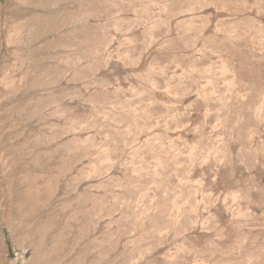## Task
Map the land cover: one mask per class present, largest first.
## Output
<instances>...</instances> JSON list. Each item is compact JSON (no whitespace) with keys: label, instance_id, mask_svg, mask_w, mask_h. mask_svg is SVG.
Masks as SVG:
<instances>
[{"label":"rangeland","instance_id":"obj_1","mask_svg":"<svg viewBox=\"0 0 264 264\" xmlns=\"http://www.w3.org/2000/svg\"><path fill=\"white\" fill-rule=\"evenodd\" d=\"M90 1L0 0V264H264V125L243 112L264 54L186 0L152 41L138 11L161 0L57 22ZM83 22L110 44L68 40ZM220 57L240 79L198 95Z\"/></svg>","mask_w":264,"mask_h":264},{"label":"bare ground","instance_id":"obj_2","mask_svg":"<svg viewBox=\"0 0 264 264\" xmlns=\"http://www.w3.org/2000/svg\"><path fill=\"white\" fill-rule=\"evenodd\" d=\"M178 1L179 0H161L158 3L157 12L155 11L153 12L151 6L149 5L142 6L141 9L138 11L139 14L138 20L140 21V24H143L145 26V29L150 31L153 28L155 29L157 26H160V24L162 25L164 23L166 27H168L169 18L175 14L177 15L178 13L177 10H179L180 5L182 4V2L180 4ZM103 3L100 2V0H92L90 1V3H88V5L84 7L81 6L76 12H72V13L63 10V8H57L58 10L56 13L57 14L56 20L57 22H63L67 24L68 23L73 24L77 21H83L85 19L84 15L88 12L92 14L94 12H98V11L100 12L101 8L102 9L105 8L107 10L105 6L108 5H104ZM184 3H185L184 6H186L187 9H191V10H193L194 8L204 9L207 6H211V10L214 12V15H216V20L214 23L215 36L220 37L221 40L226 41L230 44L244 43L245 45L250 46L251 48H255L259 50L261 54H264V0H186L184 1ZM108 8L110 9V7ZM135 21H137V19ZM191 24L192 23L190 22L187 24L186 23L181 24L179 26V29L181 28L183 32L184 29H188L189 27H191ZM82 25L86 29L79 32H77L76 30H72L69 34L68 40L77 43L78 46H81L80 48H84V49L86 48L87 50H92V51L104 49L110 44L111 41L110 36H103V34L100 35L101 33L100 26H98V28L100 29L99 31H92V30L89 31L87 28V24H85V22H83ZM176 29L178 30V27ZM149 36H150V41H152L153 40L152 31L150 32ZM218 62H219V70L217 72L213 68L204 70V78L206 80V84L210 85V87L209 89H205L203 87L198 89L197 91L198 95L208 96L211 94L213 95L216 94L217 96H220V98L223 99L225 98L224 95L226 93L225 91H221L218 89V83L225 82L226 84H231L233 81L238 80V78L240 77V75L237 73L238 71L236 72L235 70H232V68L228 64L229 61L227 60L226 57H220ZM240 86H242V84ZM258 91L259 92L257 99L249 102L245 101L246 105L243 108L244 109L243 112L247 118L251 119L252 121H255L256 123H260L264 125V86L260 85ZM238 94L241 93L235 90L234 96ZM240 96L242 97V95ZM137 109H138L137 106L132 107L131 105V110L129 109L130 111L128 114H132L133 116L136 115ZM134 131H137V129L136 130L134 129ZM216 147H215V151L213 150L215 154L221 152V148L219 149L218 147L217 148ZM212 153L213 152H211V154ZM168 154L170 156L176 157L182 155V151H180L177 148H172L171 150H169ZM194 155L195 153L193 148H190V150L186 152V156L188 157L189 162L195 159ZM205 156L206 155H204V158H206ZM201 157H203V155ZM157 164L158 165L160 164L159 161ZM180 194L181 193H179L176 196L175 198L176 200L179 198ZM176 200L175 201L173 200L174 201L173 208L176 209L178 207L180 208V206L181 205L183 206V204L185 203L184 201L182 202V200L179 201L178 199V201L180 202V204H178Z\"/></svg>","mask_w":264,"mask_h":264}]
</instances>
